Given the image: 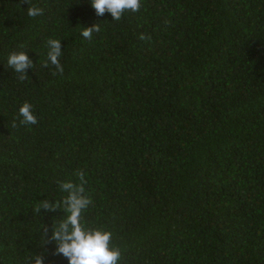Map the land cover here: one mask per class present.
<instances>
[{"label":"trees","instance_id":"obj_1","mask_svg":"<svg viewBox=\"0 0 264 264\" xmlns=\"http://www.w3.org/2000/svg\"><path fill=\"white\" fill-rule=\"evenodd\" d=\"M49 39L63 74L43 67ZM78 171L81 225L112 233L119 264H264V0H141L119 21L0 0V264H68L50 239L68 213L35 208Z\"/></svg>","mask_w":264,"mask_h":264},{"label":"clouds","instance_id":"obj_2","mask_svg":"<svg viewBox=\"0 0 264 264\" xmlns=\"http://www.w3.org/2000/svg\"><path fill=\"white\" fill-rule=\"evenodd\" d=\"M27 3V0H22ZM91 7L95 9L97 16H103L105 12L111 14L114 21H119L125 11L138 12L141 7V0H90ZM27 14L29 17L35 18L43 14V10L37 7H28ZM99 24H94L92 27L84 28L81 33L86 39H91L94 32H100ZM141 40L149 39L143 34ZM48 52L47 61L43 67L48 66V62L55 66L57 73L63 74V66L60 63L59 57L62 55L61 44L59 40L49 39L47 41ZM7 64L10 68L19 73L20 81L26 80L25 69L32 66V61L24 51L13 52L7 59ZM21 117L19 123L21 125L37 124V117L33 112V105L25 102L19 109ZM15 123L13 127H15ZM80 183L75 184L71 181L61 182L60 190L67 195L58 202H50L43 200L37 204L35 211L40 213L55 212L58 208L64 207L68 213L66 219L59 222L58 226L52 231L50 239L56 242V255H62L67 259L68 264H119L121 259V251L118 247H113L111 244L112 233L106 230L92 229L86 230L81 225L82 212L91 204V198L86 195L84 184L86 183L85 174L83 171H78ZM71 226V230L69 229ZM45 236L47 233L45 232ZM34 264H45L43 255L37 254L33 257Z\"/></svg>","mask_w":264,"mask_h":264}]
</instances>
